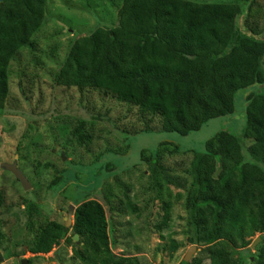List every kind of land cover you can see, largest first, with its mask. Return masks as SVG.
<instances>
[{
    "label": "trees",
    "instance_id": "obj_1",
    "mask_svg": "<svg viewBox=\"0 0 264 264\" xmlns=\"http://www.w3.org/2000/svg\"><path fill=\"white\" fill-rule=\"evenodd\" d=\"M122 1L123 11H117L116 25L75 34L52 74L54 86L75 90L79 96L74 113L77 117L65 109L66 121L59 124L72 125V141L88 153L98 121L106 129L105 136H117L118 141L121 135L134 138L154 133L186 138L211 121H222L224 126L198 149L182 147L180 141L163 142L155 149H143L135 167L146 165L153 194L161 196L164 182L175 190L168 199L183 200L187 243L200 252L188 263L181 260L179 264H264V19L261 13L252 12L261 6L257 0ZM240 19L248 37H237ZM46 20V0H0V113L9 98L11 64L20 52L33 46L32 40ZM248 90L251 92L241 106V93ZM89 93L96 94L102 106L108 100L126 111L111 120L109 110L102 113V108L92 106L86 97ZM243 112L245 124L240 138V125L234 120ZM126 120L132 123L131 131L119 126ZM130 149L129 144L106 147L90 165L99 163L104 154L125 157ZM164 154H191L193 159L180 177L171 175L175 179H170L167 173L171 171L162 165ZM135 167L107 164L106 177L95 171L94 178H101L87 196L70 200L75 210L69 228L49 221L35 201H23L27 253L46 255L64 242L76 264H144L137 255L113 253L117 239L111 214L116 208L110 204L108 216L104 204L90 198V193L102 188V181ZM44 169H51L53 175L46 186L36 187L53 199L60 195L69 200V182L70 187L93 185L81 163L62 172L49 164ZM158 170L161 180L156 177L152 181V172ZM181 189L184 196L179 193ZM123 198L127 212L137 216L127 191ZM171 209L170 201L162 204L161 221L154 226L157 232L169 228ZM0 210H6L1 190ZM256 234L260 243L250 261L243 253ZM4 239L0 232V242ZM167 239L169 247L163 251L178 252L181 245L171 235ZM8 252V256H16L14 251Z\"/></svg>",
    "mask_w": 264,
    "mask_h": 264
},
{
    "label": "rangeland",
    "instance_id": "obj_2",
    "mask_svg": "<svg viewBox=\"0 0 264 264\" xmlns=\"http://www.w3.org/2000/svg\"><path fill=\"white\" fill-rule=\"evenodd\" d=\"M195 1L223 2V0ZM257 2L261 7L253 8L252 12L255 15L261 13L260 18L264 19V0H257ZM122 5V0H46L47 20L34 36L33 46L20 52L11 64L9 98L5 105L6 109L0 113V165L16 163L17 169L26 178L30 188L24 191L12 174L0 169V190L4 195L6 207L5 211L0 210V232L5 237L0 242V256L3 259L0 264H22V260H25L24 264H76L71 260V248L64 242L46 255L34 256L27 253L23 244L24 238L27 237L23 221L25 219L22 212L23 201L27 199L35 201L46 213L49 221L64 224L68 206L72 205L70 200H79L83 196H87L90 187L93 188L97 178L100 177L97 176L95 179V173L107 176L105 172L107 164H111L115 168L131 169L140 164V152L143 149H155L163 142L180 141L182 147H197L198 149L211 139L220 127L224 126L222 121L216 120L207 123L199 132L186 138L173 134L154 133L141 134L134 138L121 135V140L118 141L115 139L117 136L114 138L105 136L106 129L102 125L100 126L98 121L92 132L93 141L88 148L89 152L87 153L84 148L76 146L70 136L72 125L59 123L65 119V109H69L73 113L68 112L70 116L77 117L74 113L78 110L76 101L79 96L75 90H65L54 86L52 74L63 60L75 34H88L99 27H114L117 17H119L117 11L121 9ZM242 19L237 24V37L247 36V32L242 27ZM259 39L263 40V38ZM236 42L237 40H235ZM250 92L251 90L241 93L239 100L241 106L244 105ZM86 97L95 109L102 108V113L105 109L109 110L108 117L111 120L117 119L126 111L121 105H115L108 100L104 101L102 106L100 99L94 93H89ZM239 108L240 105L237 104V112ZM236 115L239 118L234 121L240 125L237 134L242 138L245 114L243 112ZM131 124L126 120L119 123V126L131 131V126H129ZM127 144L131 148L127 156L104 154L99 163L90 165L93 158L96 156L95 159H98L97 154L104 152L106 147H119ZM248 145L249 142L246 146ZM15 150H18L17 154ZM192 159L191 154L173 156L164 154L162 165L171 171L167 173V176H170V179H175L172 176L180 177L181 172L189 166ZM78 163H81L86 172L85 176L88 181L93 182V185L79 184L80 188L70 187L69 182V188L66 191L69 200L65 201L60 195L53 199L50 194H46L45 190L36 187L38 185L39 187L46 186L53 175L51 169H44L45 165L49 164L56 171L62 172L69 166ZM153 173L152 181L156 177L161 180L160 170ZM149 175L151 173L147 170L146 165L135 167L121 173L115 179L112 177L102 181V188L100 187L98 193H90V198L103 203L108 216L109 205H114L116 208V212L111 214L115 228L114 236L117 239V244L113 248L115 255H137L144 264H179L192 248L187 243V211L183 206V200L178 202L168 199L169 195L173 196L175 190L164 182H162L159 194L161 196L158 197L156 192L153 194L149 184ZM187 183L189 182L187 181ZM125 191L128 192V197L137 208V216L125 209L123 198ZM100 192H104L105 195L100 196ZM179 193L182 196L185 195L183 189L179 190ZM156 197L158 198L156 199ZM122 200L123 204L119 205L118 201ZM167 201L172 204V220L169 228L159 233L154 226L161 221L162 204ZM168 235H171V239L181 245L178 252L174 254L169 253L167 249L163 251L164 248L169 247L167 244ZM258 238L259 235L256 234L250 239L251 244L243 253L245 259L253 261L252 257L256 254L255 248L260 243L257 242ZM136 247L137 250L134 249ZM195 248L197 250L193 252L190 260L199 256L200 249ZM9 250L10 253L14 251L16 256H8Z\"/></svg>",
    "mask_w": 264,
    "mask_h": 264
},
{
    "label": "water",
    "instance_id": "obj_3",
    "mask_svg": "<svg viewBox=\"0 0 264 264\" xmlns=\"http://www.w3.org/2000/svg\"><path fill=\"white\" fill-rule=\"evenodd\" d=\"M0 169H3L5 171H7L8 173L12 174L15 178V180H17L19 182V184L22 186V188L24 189V191H27L30 188L29 183L27 182L26 178L19 172V170L17 169L16 165H0ZM74 210L75 207L73 205H69L68 209H67V213H66V221L64 223L65 228H69L71 225V218L73 217L74 214ZM73 241L77 243L78 241V237L74 236L73 237ZM260 242V239L258 238V241ZM255 245V244H254ZM197 249L195 247H192L188 253L186 254V257L183 259V261L185 263H188L193 252L196 251ZM2 257L0 256V262H2ZM22 261V264H24Z\"/></svg>",
    "mask_w": 264,
    "mask_h": 264
},
{
    "label": "clouds",
    "instance_id": "obj_4",
    "mask_svg": "<svg viewBox=\"0 0 264 264\" xmlns=\"http://www.w3.org/2000/svg\"><path fill=\"white\" fill-rule=\"evenodd\" d=\"M69 207V206H68ZM75 207V206H74ZM72 220H73V217H72ZM72 225V224H71ZM23 261V260H22Z\"/></svg>",
    "mask_w": 264,
    "mask_h": 264
}]
</instances>
